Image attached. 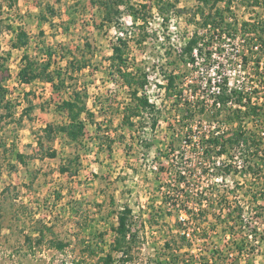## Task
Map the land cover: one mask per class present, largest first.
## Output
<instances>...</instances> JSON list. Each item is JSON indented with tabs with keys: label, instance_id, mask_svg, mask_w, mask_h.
Listing matches in <instances>:
<instances>
[{
	"label": "rangeland",
	"instance_id": "374dc122",
	"mask_svg": "<svg viewBox=\"0 0 264 264\" xmlns=\"http://www.w3.org/2000/svg\"><path fill=\"white\" fill-rule=\"evenodd\" d=\"M240 1L234 0L230 12L223 11L233 28L225 27L219 34L218 30L210 29L203 40V55L191 61L182 60L181 53L193 33L205 29L201 15H193L198 0H180L178 8L185 10L174 12L167 26L154 0H132L138 7L147 3L152 10L144 12L147 22L142 18L135 22L131 14L123 13V30L99 26L102 13L92 0H0V84L6 88L5 99L11 101L14 112L13 116L6 115V101H0V264H103L100 256L110 251L116 235L113 229L117 224L116 211L126 204L134 209L131 223L139 233L127 260H122L121 253L113 252L116 260L113 264H211L216 247L231 253L233 259L237 257L236 264H248L247 261L264 264V216H257L260 206H264V179L247 173V165L241 171L230 168L234 170L231 175H227L225 167L204 177L199 167L207 171L205 166H214L218 159L171 156L174 148L180 147L181 137L173 134V126L165 118L182 113L185 123L191 124L210 119L215 113L208 110L206 98L195 97L192 112L170 95L187 88L189 96L191 85L194 90L211 93L213 79L221 73L230 77L233 87H246L256 101L264 98V49L252 50L255 39L249 38L244 46L238 40L239 36H248L239 31L241 21L255 17L264 22V11L244 6ZM219 7L224 8V4ZM139 24L145 25L144 28H139ZM19 27L28 31L30 42L16 49L12 41ZM124 30H129L132 36L130 61L149 72L148 85L155 89L152 94L161 106L158 117L163 115V127L158 133L148 132L141 128L147 120H140L129 132L128 148L118 142L111 154L99 148L94 131L88 130L85 136L88 149L79 150L78 174L62 173L61 165L77 147L66 143L64 134L53 141L42 136L48 122L66 120L57 108L61 98L46 82L19 80L22 55L25 51L34 54L36 49L41 53L44 46L60 54L64 44L74 49L80 44L83 50L85 41L89 40L95 51L93 63L107 67L113 43L119 31ZM240 52L245 54V73L240 71L236 60ZM41 56L46 55L41 53ZM258 57L263 61L262 68L256 64ZM55 59L58 65L65 66L66 60L58 55ZM215 63H221L222 67L215 68ZM102 67L93 66L81 72L78 85L91 81L92 101L108 95L115 103L121 102L126 93L121 78ZM172 70L179 75L176 90L171 94L158 91L165 81L164 74ZM28 106L33 108L26 114ZM255 107L260 118L245 117L244 123L250 130L264 131V101ZM223 115L213 117L225 119ZM166 129L170 130L172 141L171 144L168 141V149H163L167 144L164 143ZM47 148H56L59 154L50 157L45 153ZM17 152L24 156L25 162L17 159ZM237 152L233 150L230 156L238 154L245 159ZM155 160L159 163L157 170L151 166ZM258 165H262L260 160ZM199 184L205 186L210 203L198 213H192L185 203L196 201L193 191ZM223 196L231 208L240 205L246 209L242 220L236 214L220 216L217 207ZM168 200L179 201L181 209H188L192 230L186 240L182 238L178 219L180 209L172 207ZM45 226L48 229L44 230V241L38 244L34 238L30 243L27 237H36ZM256 235H262V244L255 241ZM52 239L63 241L62 247L53 246ZM254 245H258V250Z\"/></svg>",
	"mask_w": 264,
	"mask_h": 264
},
{
	"label": "trees",
	"instance_id": "16d2710c",
	"mask_svg": "<svg viewBox=\"0 0 264 264\" xmlns=\"http://www.w3.org/2000/svg\"><path fill=\"white\" fill-rule=\"evenodd\" d=\"M179 1L180 0H154L166 26L174 12L185 10L178 8ZM233 2L234 0H198V6L193 15H201L205 29L195 31L186 42L181 53L183 56L182 60L189 58L192 61L195 60L196 55H203V40L205 41L207 37L206 33L209 32L210 29H213L214 32L218 30L219 34L220 31L222 32V30H225V27L233 28V23L227 21L223 14L224 10H229L230 12ZM240 2L243 3L244 6L260 8L264 11V0H241ZM92 3L98 6L102 13V20L99 26H114L118 27L119 30H123L121 27L123 13L128 12L131 14L135 18V22H137L139 18L147 22L145 17L146 13L144 12L152 10L149 4L143 3L138 7L132 0H92ZM221 3L224 4V8L219 7ZM48 8L53 10L52 6H48ZM42 14L44 13L42 12ZM188 22H190V20H188ZM237 24L239 23L237 22ZM144 26L143 24H139V28H144ZM235 30L238 31L237 28ZM124 31L125 32L119 31L120 34L117 36L112 46V53L107 57L109 65L106 67L111 75L119 76L123 85L126 87L125 97H123V100L119 103L112 101L108 95H102V97L94 101V107H91L88 103L90 98L89 83H91V81H84L82 86L78 85V76L81 72L93 66L96 69L102 67V65H96L98 66L96 67L93 63L95 51L89 40L85 41L83 50L80 44L77 45V49L72 48L71 45L65 46L64 44L62 45V52L60 54H58L55 49L44 46L41 48V53L46 55L45 57H42L37 49L34 54L25 51L22 55V65L18 71L19 80L24 83H33L37 81L50 83L53 88V93L61 98L57 108L64 113L66 117V120L60 123L48 122L42 129V136L53 141L59 134H64L65 142L73 144L78 148H76L74 153L61 165L60 170L62 173L68 172L72 176L78 174L81 165V163H79V150L81 147L85 150L88 149L85 143V136H87V125L89 123L95 125L94 138L98 141L99 148L107 150L109 154L112 153L116 142H121L125 145V148H128L127 142L129 137L128 134L125 133V130L137 126V122L134 120L135 117H144L146 114L145 120L147 121L145 125H150L152 129H154L158 123V110L156 104L151 102L150 99L141 92L149 83V72L141 66L136 67L130 61V38L132 36L129 30ZM239 31L242 32L243 35H248L251 40H260L262 42L261 47L264 49V22L261 19L251 17L249 20L241 21ZM41 34H43V31H41ZM145 37L139 39V42L143 41ZM29 42L30 35L28 31L24 27H19L15 39L12 41V47L21 49L26 47ZM206 52L212 55V51L206 49ZM56 55H58L61 60H66L65 66L57 64L58 61L55 59ZM256 64L260 65L259 57ZM164 78L167 80L165 84L167 94L173 93L177 88L175 84L179 75L174 74V70H172L166 72ZM5 91L6 88L0 84V101H6V115L13 116L14 112L11 109V101L5 99ZM64 92H66L65 96H63ZM242 95V91L236 89L230 90L228 78H223L220 92L215 93L216 99H218L222 105L218 107V110L213 116H219L224 113V118L236 125L231 136H210L209 139L206 140V146L209 147L206 152L207 155L210 154V147H220L219 153L230 152L237 147L241 149L245 157L247 165L246 172L257 177L261 176V178L264 179V136L261 135L257 129H247L244 123L245 117L252 116V120H256L260 118V114L256 111V107L254 106H248L245 110L239 108L233 109L227 106L229 98L234 97L240 100ZM176 102L178 103V101ZM192 106V103L184 102V107L187 111L193 112ZM31 108L33 107L28 106L25 108V112L29 111ZM23 114L24 113H22V115ZM26 114H28V112ZM118 117L120 122L116 123ZM145 125L142 124L141 128ZM130 135L132 138L133 133H130ZM39 143L41 148H44L42 139L39 140ZM145 146L149 147L148 144ZM45 153L50 157H56L59 151L56 148H47ZM16 157L19 161L25 162L24 156L21 153L17 152ZM259 160L262 162L261 166L258 165ZM230 170L231 169L227 167L228 173ZM252 197L255 198V194L252 195ZM218 204L219 207L217 208H219L220 216L226 213L227 217L236 214L237 218L241 220L244 218L243 215L246 209L239 205L238 207L233 206V208L227 210L226 208L227 206L229 207V205H226V198L224 196L218 201ZM260 209V214L257 213V216H264V206L261 205ZM133 211V207L128 204L123 205L119 211H116L117 224L113 227L116 235L111 244L110 251L100 256L103 264H113L116 261L113 252L121 253L123 255L121 257L122 260H127L129 257L132 243L136 240L139 233V230L133 228L131 223ZM46 228L48 229L47 226L41 228L36 237L28 236L29 242L31 243L35 238V241L41 244L46 236L44 231ZM255 237L257 243H263L264 239L261 240L262 235H256ZM182 238L186 240L184 234H182ZM51 242L53 246L57 248H61L64 243L58 239H52ZM258 245H254L255 250H258ZM218 248L219 247L214 248L212 252L213 259L211 264H236L237 257L233 259L231 253H225L223 251L224 249ZM91 251H93V249H91ZM247 262L250 264V261Z\"/></svg>",
	"mask_w": 264,
	"mask_h": 264
},
{
	"label": "built area",
	"instance_id": "2783aa9c",
	"mask_svg": "<svg viewBox=\"0 0 264 264\" xmlns=\"http://www.w3.org/2000/svg\"><path fill=\"white\" fill-rule=\"evenodd\" d=\"M237 39V37H235ZM250 37L246 36V37H242L239 36L238 40L242 41V45L244 46V44L247 42V40ZM262 44L258 41V39H255L252 42L251 48L252 50H256L259 51L261 48ZM238 51H240V48L238 49ZM245 54H242L241 52L238 54H236V60L238 63V66L240 68V71H244V73L246 72V64H245V58H244ZM196 57H198V55H196ZM216 66L215 68H220L222 67L221 63H215ZM260 67H263V61L260 60ZM228 78L229 80V85H230V90L232 89H236L239 91L243 92V95L241 96L240 100H237L234 97H231L228 99L227 101V106L233 109L239 108V109H243L245 110L248 106H256L257 104H261V102L264 101V98L261 97L260 100L256 101V97L251 96L250 92L248 91V89L246 87H244L243 85H238L236 87L232 86V81L230 79V77L228 75H224V74H219L217 76V78L213 79V87L211 89V93H204L202 92L201 89L198 90H194L192 85L189 88V96H187L186 94H188V90L187 88L183 89L182 91H180V93L178 94L177 91L175 93H173L172 98L174 101H178V104L180 106L184 107V102L185 101H189L192 104H196L194 102H196V99L199 97L201 99H205V101H207V107L208 110L211 112V114H214L217 110L218 107H220L222 104L221 102L216 99L215 97V93H219L220 92V88H221V84L223 81V78ZM167 80L165 79V81H162L161 83L163 85H161V87L158 88V91H161L162 93H167V89L165 87ZM188 86V84H187ZM197 88V87H196ZM195 88V89H196ZM154 87L149 86L148 84L145 86V88L141 91L143 94H145L151 102H154L156 104V108L161 109V106L158 104L157 100H154V94H152V92L154 91ZM154 95V96H153ZM197 97V98H195ZM197 106V105H196ZM212 108V109H211ZM211 109V110H210ZM257 109V108H256ZM259 110V108H258ZM162 114V112H160ZM162 116L160 115L158 117V123L156 125V127L154 129L151 128L150 125H145L143 127V129H147L148 132L151 131L153 133H158V131L163 127V123H162ZM146 118V114L144 115V117L138 116L136 122L138 123L140 120H145ZM165 118H167L166 120L170 121V124L173 126V134L175 136H179L180 138V147H176L173 150V153L171 154V156H175L176 158L179 156V154H181L182 157L187 158L188 155L191 156H197L200 159L206 160L209 159L210 157L214 158L216 157L218 160H216V164L212 167H209L210 165H207L205 167H207V171H203L201 170V168L199 167L200 172L203 174L204 177H207L208 175L211 176L212 170L215 169H224L225 167H229V168H235L238 169L239 171H241L242 169H244L246 167V161L243 157H240L238 154L234 155L233 157H231L230 152H232L233 150H237L239 154H243L241 149L239 148H234L232 149L230 152H223V153H219L220 147H210V154L207 155V150L209 149V147L206 146V140L209 139L210 136L212 135H224L225 137L231 136L233 134L234 128H235V123L229 121L228 119H215L216 117L211 116L210 119L208 120H200L197 123L191 124V123H185L186 119L184 117V114L182 113H175V115H173L172 117L169 116H165ZM188 120V119H187ZM184 122L185 124L181 125L179 127V125ZM246 126V125H245ZM247 127V126H246ZM248 129V127H247ZM140 130V129H139ZM252 130V129H251ZM143 132V134L145 133L144 130H140ZM261 133V135H264V131L261 130L259 131ZM164 139H165V143L167 142L166 146L163 147V149H168V141L169 144H171L172 138L170 139V130L166 129L164 131ZM142 134V136H143ZM142 141V139H141ZM215 154V155H214ZM172 161H174L173 158H171ZM192 162V161H191ZM167 163H169V161H167ZM152 168L154 170L159 169V163L155 160L152 164H151ZM211 168V169H209ZM211 171V172H210ZM234 172V170L230 171L229 173H227V175H231ZM223 176V175H222ZM221 176V177H222ZM219 179V178H216ZM213 180V179H212ZM186 182V181H185ZM216 182V181H215ZM210 183H208V187H209ZM194 195L196 196V201H187L185 203V206H187V208L190 210L192 209V213H198L202 208L206 207L207 205H209L210 201L207 195V190H205V186L203 185H197L194 189ZM169 204H172V207H179V212H178V219L179 222L182 224V228H181V232L182 234H184L185 236L191 237V226L189 225V215L187 213L188 209L186 208H182L181 206L182 204L178 201H175L174 203H171L170 200H168ZM227 210H230L231 207L227 206L226 208ZM134 212V211H133Z\"/></svg>",
	"mask_w": 264,
	"mask_h": 264
},
{
	"label": "crops",
	"instance_id": "0c3cea01",
	"mask_svg": "<svg viewBox=\"0 0 264 264\" xmlns=\"http://www.w3.org/2000/svg\"><path fill=\"white\" fill-rule=\"evenodd\" d=\"M103 68H105V69H107L106 67H102V69ZM86 70V69H85ZM108 70V69H107ZM119 84V83H118ZM120 84H122V88L124 89V91H126V87L123 85V82H120ZM48 85L50 86L51 84L50 83H48ZM51 89L53 90V88H52V86H51ZM89 105L91 106V107H94V105H93V103H94V101H92V98H91V96H90V98H89ZM66 118V117H65ZM134 120L136 121L137 120V117H135L134 118ZM116 122H120V120H119V117L116 119ZM132 129H133V127H132ZM132 129H126L125 130V133H127L128 135H129V132H132ZM88 130H91V132H92V130L93 131H95V125H93V124H91V123H89L88 125H87V131ZM95 139V138H94ZM96 140V139H95ZM97 141V140H96ZM97 143H98V141H97ZM164 143H165V140H164ZM163 143V144H164ZM115 144H119L118 142H116ZM114 144V145H115Z\"/></svg>",
	"mask_w": 264,
	"mask_h": 264
}]
</instances>
